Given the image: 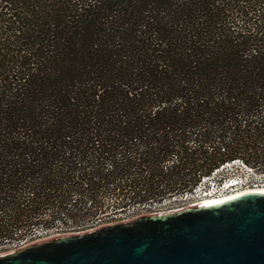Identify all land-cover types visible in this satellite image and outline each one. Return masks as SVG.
<instances>
[{
	"label": "trees",
	"instance_id": "16d2710c",
	"mask_svg": "<svg viewBox=\"0 0 264 264\" xmlns=\"http://www.w3.org/2000/svg\"><path fill=\"white\" fill-rule=\"evenodd\" d=\"M235 160L264 173V0H0V254Z\"/></svg>",
	"mask_w": 264,
	"mask_h": 264
},
{
	"label": "water",
	"instance_id": "95a60500",
	"mask_svg": "<svg viewBox=\"0 0 264 264\" xmlns=\"http://www.w3.org/2000/svg\"><path fill=\"white\" fill-rule=\"evenodd\" d=\"M0 264H264V192L54 236Z\"/></svg>",
	"mask_w": 264,
	"mask_h": 264
},
{
	"label": "built area",
	"instance_id": "2783aa9c",
	"mask_svg": "<svg viewBox=\"0 0 264 264\" xmlns=\"http://www.w3.org/2000/svg\"><path fill=\"white\" fill-rule=\"evenodd\" d=\"M232 166H239L240 169L244 168V169L250 170V171L253 169V168L245 165L242 161L235 160V161H232L230 163H226L225 165L221 166L219 169H216L212 175L217 173L219 170H224V169H226L228 167L230 168ZM208 178H210V177L203 178L202 183L194 190V192L196 193L198 190H200V187L204 182H209V185L207 187L205 186L206 190L203 192V197L200 200L191 203L189 206L196 205V203L202 202L207 197H217L218 198V197L225 196L228 193L232 192L233 190H237V189L244 190V191H247V190L248 191H259V190H263V188H264V183L257 184L254 182H250V180H244L243 178H239V177H227L226 179H223L220 182H218L219 183L218 187L215 188L217 186L216 182H214L211 179H210V181H207V180H209ZM184 196L187 197L188 194H185ZM100 226H102V225H100ZM96 228H98V227H94V229H96ZM34 242L35 241L30 242L28 240L21 241L18 244H15L13 249L10 251H14V250L23 248V247H25L31 243H34Z\"/></svg>",
	"mask_w": 264,
	"mask_h": 264
},
{
	"label": "rangeland",
	"instance_id": "374dc122",
	"mask_svg": "<svg viewBox=\"0 0 264 264\" xmlns=\"http://www.w3.org/2000/svg\"><path fill=\"white\" fill-rule=\"evenodd\" d=\"M223 174H228L229 177H239V178H243L244 180H250V182H254L257 184L264 183V174L263 173L258 172L256 169H252L251 171L246 170L244 168L240 169L239 166H232V167H230V168L228 167L224 170H219L217 173H215L210 178H208L209 180H207V181H210V179H211L214 182H216L217 186L215 188H217L218 184H219L218 182H220V178ZM208 185H209V182H204L201 185L200 190H198L196 193L193 191V192L189 193L187 197L184 196V197L172 198L171 200L164 202L162 205H159L160 206L159 209L161 211L156 212V213L174 211V210L189 206L191 203L196 202L203 197V192L206 190L205 186L207 187ZM93 229L94 228H90V229L85 230V231H89V230H93ZM80 232H84V231H80ZM80 232H74V233H80ZM58 235H63V233L54 232L53 235L48 236L47 238H42V239L37 240L35 242H39L41 240H45V239H48V238H51L54 236H58ZM7 252H10V250L6 251V253Z\"/></svg>",
	"mask_w": 264,
	"mask_h": 264
},
{
	"label": "bare ground",
	"instance_id": "6f19581e",
	"mask_svg": "<svg viewBox=\"0 0 264 264\" xmlns=\"http://www.w3.org/2000/svg\"><path fill=\"white\" fill-rule=\"evenodd\" d=\"M243 192H249L248 190L247 191H244V190H233L232 192L228 193L227 195L225 196H222V197H207L205 198V200H203L202 202H198L196 203V205H199V204H211V203H216V202H219V201H222L226 198H230L232 196H235V195H238V194H241ZM255 192H264V188L263 190H259V191H255Z\"/></svg>",
	"mask_w": 264,
	"mask_h": 264
}]
</instances>
